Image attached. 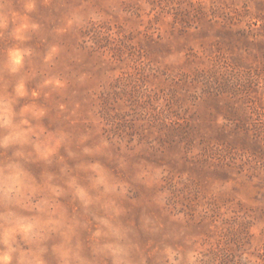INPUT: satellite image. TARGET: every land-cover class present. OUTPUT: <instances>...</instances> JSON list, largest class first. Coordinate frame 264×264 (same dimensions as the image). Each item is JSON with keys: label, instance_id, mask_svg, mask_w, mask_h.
<instances>
[{"label": "rangeland", "instance_id": "obj_1", "mask_svg": "<svg viewBox=\"0 0 264 264\" xmlns=\"http://www.w3.org/2000/svg\"><path fill=\"white\" fill-rule=\"evenodd\" d=\"M0 264H264V0H0Z\"/></svg>", "mask_w": 264, "mask_h": 264}]
</instances>
